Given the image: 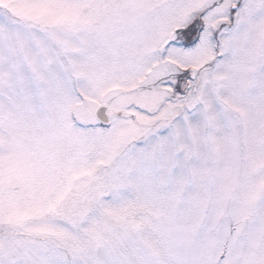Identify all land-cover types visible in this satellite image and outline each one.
I'll use <instances>...</instances> for the list:
<instances>
[{
  "label": "snow or ice",
  "instance_id": "snow-or-ice-1",
  "mask_svg": "<svg viewBox=\"0 0 264 264\" xmlns=\"http://www.w3.org/2000/svg\"><path fill=\"white\" fill-rule=\"evenodd\" d=\"M0 264H264V0H0Z\"/></svg>",
  "mask_w": 264,
  "mask_h": 264
}]
</instances>
